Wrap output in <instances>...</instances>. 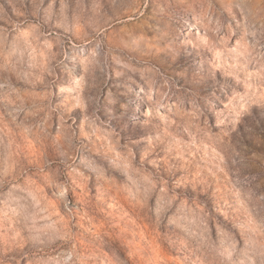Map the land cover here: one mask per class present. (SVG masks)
I'll return each mask as SVG.
<instances>
[{
	"label": "rangeland",
	"instance_id": "rangeland-1",
	"mask_svg": "<svg viewBox=\"0 0 264 264\" xmlns=\"http://www.w3.org/2000/svg\"><path fill=\"white\" fill-rule=\"evenodd\" d=\"M0 264H264V0H0Z\"/></svg>",
	"mask_w": 264,
	"mask_h": 264
}]
</instances>
